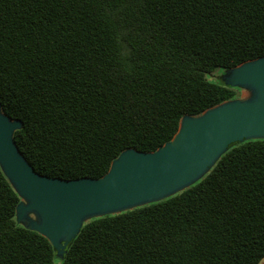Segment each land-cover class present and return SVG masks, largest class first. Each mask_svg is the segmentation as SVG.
<instances>
[{"label":"trees","instance_id":"16d2710c","mask_svg":"<svg viewBox=\"0 0 264 264\" xmlns=\"http://www.w3.org/2000/svg\"><path fill=\"white\" fill-rule=\"evenodd\" d=\"M264 57V0H0V104L48 178L98 179L154 152L239 89L210 79ZM0 169V264H260L264 140L230 145L181 193L92 219L59 260L16 222Z\"/></svg>","mask_w":264,"mask_h":264},{"label":"water","instance_id":"95a60500","mask_svg":"<svg viewBox=\"0 0 264 264\" xmlns=\"http://www.w3.org/2000/svg\"><path fill=\"white\" fill-rule=\"evenodd\" d=\"M219 81L250 94L183 116L170 141L154 152L123 151L98 179L37 174L14 142L21 121L7 117L0 104V169L20 199L16 222L47 239L62 260L84 223L181 193L201 180L230 145L264 140V57L224 70Z\"/></svg>","mask_w":264,"mask_h":264},{"label":"rangeland","instance_id":"374dc122","mask_svg":"<svg viewBox=\"0 0 264 264\" xmlns=\"http://www.w3.org/2000/svg\"><path fill=\"white\" fill-rule=\"evenodd\" d=\"M222 74H223V70L217 69V70H215L214 73L211 74L210 79L219 81V77ZM249 94H250L249 91H247L245 89H240L238 91V94H237V99H245V98H248ZM263 262H264V260L261 263H263Z\"/></svg>","mask_w":264,"mask_h":264}]
</instances>
